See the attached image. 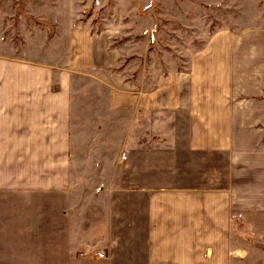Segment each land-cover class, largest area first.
<instances>
[{"label": "crops", "instance_id": "0c3cea01", "mask_svg": "<svg viewBox=\"0 0 264 264\" xmlns=\"http://www.w3.org/2000/svg\"><path fill=\"white\" fill-rule=\"evenodd\" d=\"M227 44L228 33L216 32L209 51L150 82L142 72L130 80L132 63L113 49L109 31L82 24L65 35L56 29L49 55L0 56V191L26 194V252L44 229L29 223L43 217L28 212L29 198L62 203L57 193L79 179L105 186V173L109 186L131 187L121 184L134 166L154 175L134 183L145 194L143 264H232L252 219L264 217V55L248 41L232 52L234 41ZM111 113L112 156L104 149ZM160 143L169 154L166 185L157 183ZM71 237L65 259L52 264H115L110 238L98 240L101 248L81 240L84 251L72 255ZM30 255L26 264L45 263Z\"/></svg>", "mask_w": 264, "mask_h": 264}, {"label": "rangeland", "instance_id": "374dc122", "mask_svg": "<svg viewBox=\"0 0 264 264\" xmlns=\"http://www.w3.org/2000/svg\"><path fill=\"white\" fill-rule=\"evenodd\" d=\"M80 24L87 25L93 33L110 32L113 49L122 54L127 64L132 63L128 73L133 81L140 72L150 82L172 70L185 69L190 58L210 50L216 32L228 33L227 45L234 41L227 52L240 50L248 41L250 51L264 55V0H0V56L25 62L27 54L32 56L43 50L49 55L55 51L53 45L48 48V43L56 29L65 35L70 26ZM111 116L105 132L113 134L109 142H104L110 156L119 150L112 138L117 130L113 121L116 115ZM163 145L160 143L157 154L159 185L169 181V154ZM151 164L154 156L149 157L147 168ZM126 174L121 185L131 182V187H120L119 180L109 186L111 173H105V186L100 187L88 186L79 179L74 186L56 194L59 199H66L62 203H40L31 194L28 212L43 210V217L34 216L29 223L44 229L40 234L34 231L33 245L27 252L26 194L1 190L0 264H26L28 253L32 258L38 255L44 264L64 260L71 234L77 236L72 255L84 251L78 245L81 240H91L99 248L98 240L110 238L115 264H143L145 194L134 183L141 181V176L150 179V174L135 171L134 166L127 168ZM151 177L149 182L154 175ZM68 209H72L70 213H66ZM250 224L248 238L243 240L232 264H264V217H254ZM52 247L54 251L50 250ZM91 255L95 256V252Z\"/></svg>", "mask_w": 264, "mask_h": 264}, {"label": "built area", "instance_id": "2783aa9c", "mask_svg": "<svg viewBox=\"0 0 264 264\" xmlns=\"http://www.w3.org/2000/svg\"><path fill=\"white\" fill-rule=\"evenodd\" d=\"M121 158H122L123 160L126 159V155H125V153H123V154L121 155ZM96 255H97L98 257H105V253H104L103 251L96 252Z\"/></svg>", "mask_w": 264, "mask_h": 264}]
</instances>
